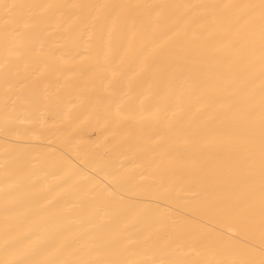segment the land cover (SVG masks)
<instances>
[{
    "label": "bare ground",
    "instance_id": "bare-ground-1",
    "mask_svg": "<svg viewBox=\"0 0 264 264\" xmlns=\"http://www.w3.org/2000/svg\"><path fill=\"white\" fill-rule=\"evenodd\" d=\"M260 3L0 0V259L259 264Z\"/></svg>",
    "mask_w": 264,
    "mask_h": 264
},
{
    "label": "snow or ice",
    "instance_id": "snow-or-ice-1",
    "mask_svg": "<svg viewBox=\"0 0 264 264\" xmlns=\"http://www.w3.org/2000/svg\"><path fill=\"white\" fill-rule=\"evenodd\" d=\"M18 7L14 4H4L3 9L5 16L11 14L12 10ZM87 7V6H85ZM97 8L105 9H124L138 7L136 5H97ZM245 7H259L261 19L264 20V0H261L258 6H245ZM110 38V34H109ZM260 61L264 65V32L261 35V48H260ZM146 67H142L141 71H145ZM259 143L257 145L254 136L249 140L246 155L244 157V164L246 166V181L249 188V194L254 195L258 191L260 195L261 207L264 209V100L261 101L259 109ZM247 120L253 127L256 124L255 109H250L247 114ZM220 211H227L228 205L225 203L219 206ZM0 264H20L15 259H0ZM51 264H144L142 261H118V260H66L60 262H51ZM155 264V262H154ZM217 264H225V262H217ZM232 264H256L255 261H235ZM259 264H264V258L259 261Z\"/></svg>",
    "mask_w": 264,
    "mask_h": 264
}]
</instances>
